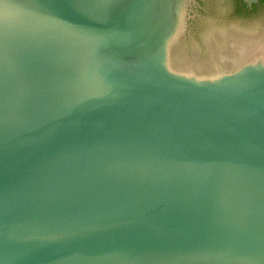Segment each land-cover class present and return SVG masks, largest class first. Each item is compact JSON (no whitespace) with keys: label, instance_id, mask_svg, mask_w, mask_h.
Wrapping results in <instances>:
<instances>
[{"label":"water","instance_id":"1","mask_svg":"<svg viewBox=\"0 0 264 264\" xmlns=\"http://www.w3.org/2000/svg\"><path fill=\"white\" fill-rule=\"evenodd\" d=\"M195 3L0 0V264H264V11Z\"/></svg>","mask_w":264,"mask_h":264},{"label":"flooded vegetation","instance_id":"2","mask_svg":"<svg viewBox=\"0 0 264 264\" xmlns=\"http://www.w3.org/2000/svg\"><path fill=\"white\" fill-rule=\"evenodd\" d=\"M209 0H196L194 5V11L197 14H204L206 4ZM235 8L234 13L239 14L245 17H252L264 11V0H259L256 4H253L251 7L245 3V0H234Z\"/></svg>","mask_w":264,"mask_h":264}]
</instances>
